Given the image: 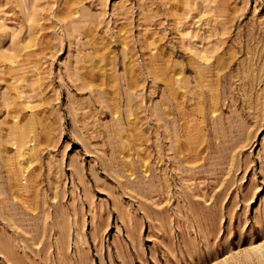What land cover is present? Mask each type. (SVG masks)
Segmentation results:
<instances>
[{
	"label": "rangeland",
	"instance_id": "1",
	"mask_svg": "<svg viewBox=\"0 0 264 264\" xmlns=\"http://www.w3.org/2000/svg\"><path fill=\"white\" fill-rule=\"evenodd\" d=\"M0 264H264V0H0Z\"/></svg>",
	"mask_w": 264,
	"mask_h": 264
},
{
	"label": "bare ground",
	"instance_id": "2",
	"mask_svg": "<svg viewBox=\"0 0 264 264\" xmlns=\"http://www.w3.org/2000/svg\"><path fill=\"white\" fill-rule=\"evenodd\" d=\"M7 243V242H6ZM8 245V244H7Z\"/></svg>",
	"mask_w": 264,
	"mask_h": 264
}]
</instances>
